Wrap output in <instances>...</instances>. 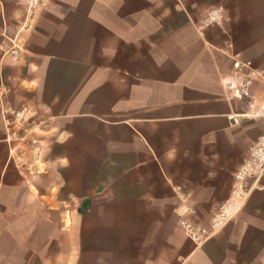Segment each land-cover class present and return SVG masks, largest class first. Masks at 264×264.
I'll list each match as a JSON object with an SVG mask.
<instances>
[{
    "label": "crops",
    "instance_id": "0c3cea01",
    "mask_svg": "<svg viewBox=\"0 0 264 264\" xmlns=\"http://www.w3.org/2000/svg\"><path fill=\"white\" fill-rule=\"evenodd\" d=\"M28 1L0 0V109L31 110L0 113V264H264V173L204 245L179 224L264 133L220 81L229 41L264 66V0Z\"/></svg>",
    "mask_w": 264,
    "mask_h": 264
},
{
    "label": "built area",
    "instance_id": "2783aa9c",
    "mask_svg": "<svg viewBox=\"0 0 264 264\" xmlns=\"http://www.w3.org/2000/svg\"><path fill=\"white\" fill-rule=\"evenodd\" d=\"M39 0H29L28 5L34 6ZM224 16L223 5L208 8L203 16L202 25L220 24ZM222 52L230 58V66L222 72L220 81L230 99L239 102L238 109L228 114V119L235 125L245 119L256 117L264 118V98L256 102L254 89L257 84L264 88V66H256L249 59H244L239 52L234 51L229 41ZM31 112L27 104L17 108L4 105L0 109L5 127H19L28 119ZM264 173V133L253 141L247 155L240 162L233 174V182L229 197L221 203L210 216L209 222L203 224L186 217H180L179 224L186 237L196 246L200 247L214 236L227 222L236 217L246 201L251 184L249 179L256 181ZM181 264V263H180Z\"/></svg>",
    "mask_w": 264,
    "mask_h": 264
},
{
    "label": "rangeland",
    "instance_id": "374dc122",
    "mask_svg": "<svg viewBox=\"0 0 264 264\" xmlns=\"http://www.w3.org/2000/svg\"><path fill=\"white\" fill-rule=\"evenodd\" d=\"M190 220H193V221H195V222H201V223H203V224H207V223H205V222H202V221H200V220H197V219H194V218H189Z\"/></svg>",
    "mask_w": 264,
    "mask_h": 264
}]
</instances>
